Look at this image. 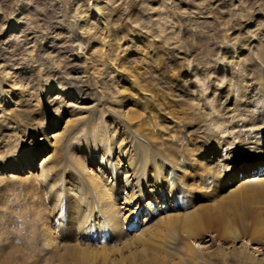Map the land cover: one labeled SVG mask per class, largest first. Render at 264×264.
Wrapping results in <instances>:
<instances>
[{
	"label": "rangeland",
	"instance_id": "374dc122",
	"mask_svg": "<svg viewBox=\"0 0 264 264\" xmlns=\"http://www.w3.org/2000/svg\"><path fill=\"white\" fill-rule=\"evenodd\" d=\"M69 93L90 107L77 123ZM56 133L74 140L53 172L0 170V264H264V0H0V169L40 163L30 137ZM121 142L147 180L155 161L177 178L174 210L108 213L129 195ZM189 213L204 219L143 233Z\"/></svg>",
	"mask_w": 264,
	"mask_h": 264
},
{
	"label": "bare ground",
	"instance_id": "6f19581e",
	"mask_svg": "<svg viewBox=\"0 0 264 264\" xmlns=\"http://www.w3.org/2000/svg\"><path fill=\"white\" fill-rule=\"evenodd\" d=\"M95 13V12H94ZM83 60V59H82ZM80 64H83L80 60L77 61ZM79 64V65H80ZM79 67V66H78ZM61 94V93H58ZM65 95V93H62V95ZM70 97H72L75 101V105H77V111L72 115L71 118H69L67 121V123H72V122H80L81 120H84L87 117V110L90 108L89 106L85 105L84 100H82L80 97H78L76 94H70ZM128 111V110H127ZM125 111V112H127ZM124 112V113H125ZM65 127V126H64ZM98 128V127H97ZM108 128V127H106ZM108 130H110V128H108ZM95 133L91 134V137L94 138V140H96V144L98 145V147L100 149H104V148H112V144H111V140L109 139V137H103L97 134V131L94 130ZM60 133H56L53 134L51 136H42V138H38V139H34L35 137H30V139H32V141H30V144L32 145V147L38 148L41 151H37L40 153H43L44 156L43 158H41V162L40 163H35L34 160V154L36 153H30L29 156H26L27 159H25V161L23 163H20L18 165H14V166H10L9 168L11 169H6L3 170V168H1L0 170L6 174V176H8V178H12V180L14 179H19V178H23V181H27L30 180L31 178H35L36 174H39V176H44L46 170H50V172H53L55 170L54 166L50 167L51 162L53 161L54 158H56L58 156V152L61 149L60 146H63V148H67L71 146L72 141L74 140H68L67 143L65 144H61V140H60ZM28 140V139H27ZM253 142H251L250 144H252ZM124 144L121 143H115V146L117 148L118 154L122 157V165L119 164L118 165V169H120L121 173L120 176L122 177V179L124 180L125 186L124 189H127L129 192V195L126 197H121V198H117L120 199L118 200L119 202L121 201V205H118L117 207H115L114 209L112 207L113 205V201H110L108 205H106L108 213H112V215L114 216V214L119 217L118 215V211L121 212V219L122 220H126L127 218H129L130 216H132V213L130 210L132 209L133 206H136V210L141 209L142 204L144 202V210L145 211H151L153 208H155V214H157L160 211H167V210H174V203H176V199H178L177 195L179 194L178 192H175V182H177V178H173V176H167V174H163V172L161 171L162 165H159L156 161L153 164V166L155 167V171L154 172V177H152V181L151 180H147V178L151 177V175H148L144 173L145 168L141 167V162L138 160H133V155H130L127 152V148L126 150L123 151V146ZM122 147V149H121ZM241 147V146H240ZM237 150V157L240 161H253L256 158L257 154L255 151V148L252 147H247L244 148L242 151L240 148H234ZM62 151V150H61ZM247 151V152H246ZM222 156V155H220ZM219 155H208L206 157H204V161L206 162H213V161H220ZM153 159V158H151ZM100 164L99 166H105L104 160L103 158L100 159ZM117 162V161H116ZM145 163V160H144ZM146 165V164H145ZM76 166L78 167V169L80 170V172L84 171L83 168L76 163ZM113 167L111 171H113ZM172 170H176V167H170ZM1 173V172H0ZM141 177V180L137 183H133V181L138 177ZM22 180V179H20ZM88 182L91 183L90 186L95 187L97 185V182H95L92 178L88 177ZM251 185L255 184V185H263L264 186V175L262 177H257L255 180L250 181ZM167 184V188H163L162 185L163 184ZM249 183H242L238 186H236L233 190H231L232 192L235 191H243L245 189L248 188ZM97 188H100L97 185ZM104 191L101 190L100 191V198L105 201L107 199V196L103 194ZM178 193V194H177ZM118 202V204H119ZM162 203V204H159ZM207 208V207H205ZM130 211V212H129ZM114 213V214H113ZM122 213L126 216L123 217ZM115 217V216H114ZM200 219H204L203 217L200 216H195L194 213H189L187 215H170L167 216L166 218L160 219L156 224H154L153 226H151L150 228H146L145 231L143 233H149L151 231V229L156 225L160 227H164V226H168V227H190L191 225H195L197 224V222ZM149 220H145V223L143 224V226H147ZM52 236V233H46V238L50 239ZM141 237L138 236L137 240H140ZM49 244L51 242H48ZM185 256L189 257V259H195L196 258V251L195 249L189 245L186 247L185 250ZM156 257L154 255H151L150 257L145 256L142 260L144 259H150ZM178 261H181V258H178ZM195 261V260H194ZM152 263V262H151ZM181 264H183V262H180ZM255 264H262L261 261L259 263H255Z\"/></svg>",
	"mask_w": 264,
	"mask_h": 264
}]
</instances>
